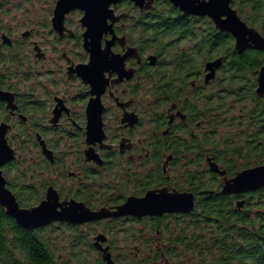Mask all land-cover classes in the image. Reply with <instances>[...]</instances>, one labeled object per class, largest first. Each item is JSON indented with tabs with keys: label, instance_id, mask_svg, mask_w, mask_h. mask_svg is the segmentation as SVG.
I'll return each instance as SVG.
<instances>
[{
	"label": "flooded vegetation",
	"instance_id": "obj_1",
	"mask_svg": "<svg viewBox=\"0 0 264 264\" xmlns=\"http://www.w3.org/2000/svg\"><path fill=\"white\" fill-rule=\"evenodd\" d=\"M59 4L0 0L6 186L21 207L54 193L59 210L76 206L78 221L40 227L77 249V264H193L174 252L185 245L181 220L205 214L239 172L229 173L228 144L264 136V61L249 59L260 62L264 44L239 51L212 16L175 0H81L57 13ZM259 148L251 167L264 165ZM150 192L186 193L192 208L120 210Z\"/></svg>",
	"mask_w": 264,
	"mask_h": 264
},
{
	"label": "trees",
	"instance_id": "obj_2",
	"mask_svg": "<svg viewBox=\"0 0 264 264\" xmlns=\"http://www.w3.org/2000/svg\"><path fill=\"white\" fill-rule=\"evenodd\" d=\"M236 4L245 18L257 19L252 24L264 31V0H236ZM249 59L252 66H259L264 55L259 56L260 62L252 55ZM247 138L240 150L234 142L228 144L235 162L228 169L231 175L258 163L253 155L264 145V136ZM232 194L213 193L211 205L203 207L205 214L181 220L185 245L174 250L178 257L185 255L193 264H264V187L237 193L245 198L236 202ZM57 234L48 226L25 227L0 204V264H77L78 250L61 247Z\"/></svg>",
	"mask_w": 264,
	"mask_h": 264
},
{
	"label": "water",
	"instance_id": "obj_3",
	"mask_svg": "<svg viewBox=\"0 0 264 264\" xmlns=\"http://www.w3.org/2000/svg\"><path fill=\"white\" fill-rule=\"evenodd\" d=\"M81 0H60L57 13L63 9L80 4ZM108 2L109 0H101ZM181 7L200 13H207L216 21L217 27L232 33L237 39V48L242 51L252 40L255 44H264V37L241 19L237 10L231 5L232 0H175ZM62 4V5H61ZM222 15H226L222 19ZM219 60L212 65H218ZM258 92L264 94V66L260 70ZM6 125H0V204L6 212L25 227H40L56 220L78 221L74 213L76 206L59 210L57 195L50 194L47 200L34 207H21L13 192L6 186V179L1 166L14 158V150L8 145L5 137ZM218 170L216 165L213 167ZM264 187V165H258L239 171L234 177L226 180L224 193H241ZM191 196V195H190ZM242 202H239L241 205ZM193 200L186 193L156 194L150 192L144 199L130 200L123 207L126 210L136 211L138 214H154L164 211H187L192 208ZM121 212V211H120Z\"/></svg>",
	"mask_w": 264,
	"mask_h": 264
}]
</instances>
